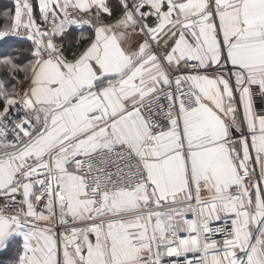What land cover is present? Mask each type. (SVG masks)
<instances>
[{"label":"snow or ice","instance_id":"6c2138e0","mask_svg":"<svg viewBox=\"0 0 264 264\" xmlns=\"http://www.w3.org/2000/svg\"><path fill=\"white\" fill-rule=\"evenodd\" d=\"M0 264H264V0L0 8Z\"/></svg>","mask_w":264,"mask_h":264},{"label":"trees","instance_id":"16d2710c","mask_svg":"<svg viewBox=\"0 0 264 264\" xmlns=\"http://www.w3.org/2000/svg\"><path fill=\"white\" fill-rule=\"evenodd\" d=\"M11 0H0V8H3L5 5H10Z\"/></svg>","mask_w":264,"mask_h":264}]
</instances>
